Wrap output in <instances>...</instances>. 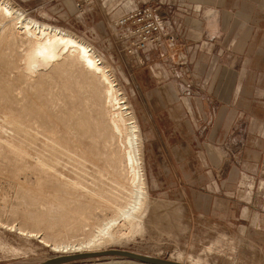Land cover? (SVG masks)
I'll use <instances>...</instances> for the list:
<instances>
[{
	"label": "rangeland",
	"instance_id": "1",
	"mask_svg": "<svg viewBox=\"0 0 264 264\" xmlns=\"http://www.w3.org/2000/svg\"><path fill=\"white\" fill-rule=\"evenodd\" d=\"M9 1L30 16L65 28L94 45L141 124L151 202L144 226L122 234L109 248L165 258H177L181 252L183 258L193 256L204 264H264V0H229L223 7L211 0L215 4L203 7H212L215 11L211 14L230 20L224 34L238 28L240 32L224 41L214 65H209L205 55L191 62L202 40L194 39L201 37L198 32L188 35L185 28L181 30L182 14L178 23L165 14L173 27L163 34L161 45L129 51L136 35L130 27L116 24L125 9L124 0H92L85 14H76V0ZM172 2L186 15L196 12L195 4L189 5L188 0ZM232 14L235 18L231 20ZM217 21L222 22L220 17ZM258 26L261 29L255 34ZM23 53L24 46L17 43L0 57V131L5 133L0 132V140L10 132V138L19 134V142L29 150L27 158L19 157L16 162L0 150V264H33L56 256L51 247L55 240L81 238L88 224L110 216L104 208L110 205L109 200L125 196L94 178L99 175L96 171L105 179L112 175L107 154L111 147L122 151L121 138L106 148L103 114L108 117L109 106L92 97L94 79L68 70L70 85L83 100L77 105L50 68L27 74ZM8 111L19 116L21 125ZM143 112L146 125L141 121ZM54 127L66 133L58 132L56 139ZM85 149L89 153L83 152ZM15 167L19 175L13 173ZM46 170L63 173L90 190L103 189L104 196L99 198L109 204L94 208L70 203L68 210H52L49 199L61 192L42 181ZM52 172L48 174L52 176ZM36 185L44 187L38 194L47 198L27 192L29 186ZM62 193L63 197L71 195ZM62 264L144 263L107 254Z\"/></svg>",
	"mask_w": 264,
	"mask_h": 264
},
{
	"label": "bare ground",
	"instance_id": "2",
	"mask_svg": "<svg viewBox=\"0 0 264 264\" xmlns=\"http://www.w3.org/2000/svg\"><path fill=\"white\" fill-rule=\"evenodd\" d=\"M0 23V57L2 52L4 53L5 50L11 49L17 43H19L24 46V53L21 55V59L24 61L23 68L27 74L31 75L38 72H44L45 70L50 68V73L52 74L54 79H57L60 84L68 88L67 95L69 97H72L71 99H76V104L80 105L83 100L77 93V89H73V85L71 87L70 78L68 75L69 69H75L85 79H88L90 77L94 79L95 87L92 90V97L94 98V100L99 102L106 101L108 103V117L106 116V114H103V128L106 132L102 131L104 134L102 132L101 133L106 136V148H110L114 144L113 141L115 140V138H121L122 151L121 149L120 151L114 150L113 147H111L109 153L107 154L109 158V167L113 169V171L111 172L112 175H106L107 178L105 179L103 178L105 176L102 177L99 171H96L95 173L99 175H96L94 178H96L97 180H95L100 184H106L108 186H112V188H116L117 191H122L125 196L123 195L124 197L122 199L115 200L114 198H112L114 200H109L111 201L110 205H105L104 208H106L110 212V216L106 217L100 223L88 224L90 225V227L86 231V234L81 238L70 240H55V243L51 244L52 250L56 255L84 251L106 250L109 248V245H111L112 242L119 241L122 237V234L129 233L128 231H131L132 229L144 226L145 212L148 204L151 202V196L149 194L144 168L141 127L138 123V120L135 117L134 112L132 110H129L126 102L127 100H124L125 94L121 92L109 64L107 63L106 59L96 50V47L94 45L87 43L82 38L65 28L40 21L30 16L23 8L14 6L9 0H0ZM16 56L18 57V53ZM84 78L82 80H84ZM41 83L42 82L38 83L37 85H40ZM100 104L102 103L100 102ZM9 113L11 115V119L14 120L16 124L19 123L17 124L18 126L21 125L19 116L14 112ZM5 120L8 121V119ZM8 123L10 122L8 121ZM59 128L54 127L53 129L56 139H59V135L57 134L58 132L63 131V133H66V130H59ZM0 132L2 135L3 132ZM17 132L19 133L20 131ZM6 135H8V131ZM18 135H16V137L14 138L11 134V137L13 138H10L9 136L10 139H7L8 136H6L7 138L4 137L3 141L0 140V150L8 155H11V158L14 160V162H16L17 158L19 157L23 159L27 158V151H29L26 150L27 148L19 142L20 136ZM61 138L66 141V138ZM103 150H105V147H103ZM83 152L89 153V151H87L86 149ZM42 160L45 159L42 158ZM88 160L92 165L97 166L93 157H89ZM16 170L17 169L15 167L13 173H17L19 175V173L21 172ZM47 171L49 170L45 171L46 176L43 177L44 179H42V181L44 180L45 183L52 186L51 188L55 191L59 189V192L61 193L68 192L71 194L63 197L62 195L64 193H62V195L61 193H59L56 194V197H51L48 204L52 210H68L67 208L70 203H80L84 204V206L89 205L90 207L94 208H96L95 206L99 207V205L104 204L103 202L106 203L105 199H102L104 200L102 202L99 198L100 196H104L103 189V191L95 190L94 188H92L93 190H90L85 187L82 182L73 181L74 179H68L67 176H65L63 173L55 175L54 172L49 171V174L51 172L54 174H51L52 176H50ZM38 180H40V178H38ZM17 182L19 183L21 181L17 180ZM36 182L40 184L41 180ZM41 187L42 186L39 185H36L35 187L29 186L27 192L32 196L39 198L38 196L40 195L38 193L41 189L44 188ZM42 197L40 196L39 199L47 198L46 196ZM106 204H109V202ZM123 227H127L125 229L129 230H122ZM42 238L46 240V245H48L47 238ZM98 256L104 255H96L94 257ZM170 259L177 260L183 263L204 264L202 260L194 258L193 256L183 258V253L181 252H178L177 258L170 257ZM141 262H143L144 264H153L145 261Z\"/></svg>",
	"mask_w": 264,
	"mask_h": 264
},
{
	"label": "crops",
	"instance_id": "3",
	"mask_svg": "<svg viewBox=\"0 0 264 264\" xmlns=\"http://www.w3.org/2000/svg\"><path fill=\"white\" fill-rule=\"evenodd\" d=\"M137 1L157 3V0H137ZM166 1H167L166 3L162 4L161 10H163L166 14H169V16H168L169 21L174 20L178 23V21H177V20H179L178 15L180 16V14H182L184 16V19H183V22L180 23L181 30L185 28L186 34H188V35L195 33V32H198L201 35V37L199 39L194 38L196 40H202V42H201V44L198 45V48L196 49L195 55L191 56V62L193 61V58H196V60H197V58H202V56L205 55L208 58V61H209L208 63H210L209 65H212V63L214 65L215 62H217L218 57L220 56L219 53L223 47L224 41L229 40L230 36H231V38H234L235 35H239V33H240L238 31L239 28L235 31L230 30V33H227V34L223 33L224 31L227 30V27L230 26V24H229L230 20H228L226 22L224 19V15L223 16L220 15V16L216 17V15L211 14L212 11H215V9H213L212 7H209L208 9L203 8V7L207 6L208 4H215L211 0H188L189 1L188 4L189 5L195 4L197 9H196V12H194L195 14H192V12H191V14H187V15L184 14V12H182V11L180 12L179 10H177V7L180 9H181V7L180 6L176 7L174 2H172V0H166ZM227 1H229V0H221V1L217 0L218 3H216V4H217V6L223 7ZM236 1H238V0H236ZM185 4H186V2H184V5ZM200 7H201V9H199ZM185 10H187V9L184 8V11ZM197 11H200V13H202L201 11H204L205 13H206V11H208V13H210V14L209 15L206 14L207 16L204 13L196 14ZM199 15H203V18L198 19ZM219 17H220V20H222L221 24L217 21V19ZM187 18H190L189 21L187 20ZM233 18H235L234 14H232L231 20ZM199 20H201V21H199ZM233 23H234V21H233ZM231 25L233 26V24H231ZM259 29H261V28L258 26V30L256 31L255 34H257L259 32ZM261 30H264V29L262 28ZM198 33H196V34H198ZM204 36H206V39H204ZM220 36H223L222 40L220 38H218ZM262 43H263L262 45H264V39H263ZM185 49H186V45H185ZM173 52L175 53L176 50L174 49ZM197 63H199V61ZM144 112L141 113L140 116H141L142 123L144 125H146V122H145L146 116L144 115ZM136 117H137V115H136ZM137 120H138V117H137ZM138 123L141 127L139 120H138ZM141 132H142V127H141ZM141 135H143V134L141 133ZM142 142L144 144L143 137H142ZM142 153H143V145H142ZM146 178H147V175H146Z\"/></svg>",
	"mask_w": 264,
	"mask_h": 264
},
{
	"label": "built area",
	"instance_id": "4",
	"mask_svg": "<svg viewBox=\"0 0 264 264\" xmlns=\"http://www.w3.org/2000/svg\"><path fill=\"white\" fill-rule=\"evenodd\" d=\"M92 0H76V14H85L90 8ZM125 9L118 17L116 24L130 27L135 39L133 47L129 49H146L162 44L163 34H167L168 24L165 12L161 10L166 0H157V3L140 2L137 0H124ZM173 37V36H172ZM172 40L174 38H171Z\"/></svg>",
	"mask_w": 264,
	"mask_h": 264
},
{
	"label": "water",
	"instance_id": "5",
	"mask_svg": "<svg viewBox=\"0 0 264 264\" xmlns=\"http://www.w3.org/2000/svg\"><path fill=\"white\" fill-rule=\"evenodd\" d=\"M107 254H117L122 256H128L130 258H134L140 261H145L153 264H191V263H183L177 260H173L170 258H165L161 256L145 254L141 252H137L134 250H129L125 248L111 247L102 251H84V252H75L68 254H59L56 256H52L41 260L39 262L33 264H62L65 262H69L78 258L88 257V256H96V255H107Z\"/></svg>",
	"mask_w": 264,
	"mask_h": 264
}]
</instances>
